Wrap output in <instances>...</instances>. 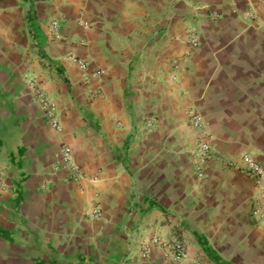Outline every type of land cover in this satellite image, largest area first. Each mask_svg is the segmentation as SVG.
I'll use <instances>...</instances> for the list:
<instances>
[{
	"label": "crops",
	"instance_id": "0c3cea01",
	"mask_svg": "<svg viewBox=\"0 0 264 264\" xmlns=\"http://www.w3.org/2000/svg\"><path fill=\"white\" fill-rule=\"evenodd\" d=\"M68 53L100 74L84 80ZM29 80L55 103L59 132ZM189 110L211 136L201 177ZM62 144L86 179L52 174ZM244 153L264 168L255 0H0V264H264L253 182L234 169ZM92 206L101 218L84 216ZM153 237L180 241L184 259L158 246L141 258Z\"/></svg>",
	"mask_w": 264,
	"mask_h": 264
},
{
	"label": "built area",
	"instance_id": "2783aa9c",
	"mask_svg": "<svg viewBox=\"0 0 264 264\" xmlns=\"http://www.w3.org/2000/svg\"><path fill=\"white\" fill-rule=\"evenodd\" d=\"M258 4L264 7V0H255ZM242 18L246 22L257 21L258 17L255 12L252 10H246L242 14ZM58 23L56 21L52 22V28L56 30ZM84 29H89L87 23L79 21ZM186 44L190 48H195L198 45V38L196 31L190 28L186 33ZM67 60L76 65L79 71L82 72L84 80H88L90 76L97 77L100 72H95L92 75L86 73L87 64L85 61L79 59L75 54L68 53ZM28 88L32 93V100L37 104L41 110L44 118L48 124L56 131H60V123L57 118L55 109V103L47 96L40 84H37L33 80L28 81ZM188 117L190 120L191 126L196 130L197 143L195 149L192 151V163L194 169L199 177L202 176L203 168L210 156V143L211 136L206 130V123L204 118L194 112L193 110L188 111ZM144 129L150 130L153 128V125L146 121L144 123ZM52 165V174L58 172H65L63 181L66 183H77L81 180L86 179L83 175L80 165L74 160L72 150L66 144H62L57 152V155L54 159ZM242 166H234L235 170H238L244 173L248 178L253 182L255 199L254 205L252 207L251 218L254 223L261 226L264 230V168L259 161L256 160L249 153H244L241 156ZM90 182L95 181V179H89ZM48 183V181L46 182ZM9 189L7 180L5 177L4 168L0 167V193L7 191ZM84 216L91 220H97L101 218L102 213L100 209L96 206H92L84 211ZM154 246H158L163 250L164 258L171 260L173 262H178L184 259L185 251L183 244L177 240H162L158 237L151 238L147 243L140 246L139 256L141 258H146Z\"/></svg>",
	"mask_w": 264,
	"mask_h": 264
}]
</instances>
